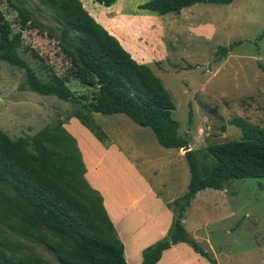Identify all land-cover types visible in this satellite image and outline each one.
<instances>
[{
    "label": "trees",
    "instance_id": "obj_1",
    "mask_svg": "<svg viewBox=\"0 0 264 264\" xmlns=\"http://www.w3.org/2000/svg\"><path fill=\"white\" fill-rule=\"evenodd\" d=\"M38 1L52 11L59 34L15 0H0V60L24 69L27 89L79 104L80 110L73 116L101 141L107 135L94 123L92 113L124 114L150 128L165 148L180 149L188 144L178 132L171 94L149 65L137 62L80 0ZM94 1L104 6L115 2ZM232 1L148 0L138 8L164 15L197 3ZM30 28L57 42L70 63L69 71L48 70L46 81L37 76L19 53L24 48L40 58L33 48L23 47V32ZM233 46H221L217 52L223 57ZM71 80L87 92L76 94L69 86ZM232 123L241 129L240 140L184 152L190 173L187 189L167 204L173 214L171 225L165 236L142 250L140 264H156L164 250L179 242L188 243L210 264H216L185 229L187 208L203 189H224L232 179L264 178V130L240 118ZM84 173L76 139L61 122L16 139L0 128V264H50L27 249L24 241L44 245L58 264H128L103 197Z\"/></svg>",
    "mask_w": 264,
    "mask_h": 264
},
{
    "label": "rangeland",
    "instance_id": "obj_2",
    "mask_svg": "<svg viewBox=\"0 0 264 264\" xmlns=\"http://www.w3.org/2000/svg\"><path fill=\"white\" fill-rule=\"evenodd\" d=\"M15 1L59 34L52 11L38 0ZM118 1L127 11L147 12L146 20L152 23L149 33L165 56L158 57L159 49L153 44L154 55L146 64L170 92L173 117L189 149L240 140L241 129L232 123L236 118L264 130V0L197 3L164 15L138 8L148 0ZM22 43L40 56L35 58L30 50L19 49L42 81L48 79V70L58 74L70 70L57 42L46 33L27 29ZM230 44H234L232 49L221 57L218 49ZM24 80V69L0 60V128L12 139L35 135L59 122L65 126L79 112V104L30 91ZM69 86L76 94L87 92L73 80ZM91 115L106 135L122 144L143 180L155 186L164 199L185 193L190 173L184 149L159 145L150 128L124 114ZM119 173L123 187L136 185L129 181L127 171ZM186 220L189 236L216 264H264V178L232 179L224 189L199 191L187 208ZM24 242L34 254L58 264L44 245ZM177 252L181 264H210L206 258L197 260L186 251ZM172 262L169 255L164 264Z\"/></svg>",
    "mask_w": 264,
    "mask_h": 264
},
{
    "label": "crops",
    "instance_id": "obj_3",
    "mask_svg": "<svg viewBox=\"0 0 264 264\" xmlns=\"http://www.w3.org/2000/svg\"><path fill=\"white\" fill-rule=\"evenodd\" d=\"M80 1L88 13L114 35L137 62H148L154 55L153 44L159 49L156 51L158 57L165 56L155 36L149 33L152 23L146 20L144 13L147 12L127 11L118 0L110 6L94 0ZM64 127L76 139L85 165L84 176L87 182L103 197L106 212L123 242L126 261L128 264L131 261L140 264L142 250L166 235L173 216L167 204L173 199H164L155 186L143 180L121 143L108 135L106 141L99 140L76 117H72ZM120 170L127 171L128 177L131 176L129 181L136 185L123 187L120 183L123 178ZM186 213L187 210L183 219L184 226L187 222ZM187 244L179 242L164 250L156 264H164L169 255H172V264H181L175 255L177 251H186L194 259L201 260L202 256Z\"/></svg>",
    "mask_w": 264,
    "mask_h": 264
},
{
    "label": "water",
    "instance_id": "obj_4",
    "mask_svg": "<svg viewBox=\"0 0 264 264\" xmlns=\"http://www.w3.org/2000/svg\"><path fill=\"white\" fill-rule=\"evenodd\" d=\"M182 149H184L185 151H187V150H189V146L186 145V146H184Z\"/></svg>",
    "mask_w": 264,
    "mask_h": 264
}]
</instances>
